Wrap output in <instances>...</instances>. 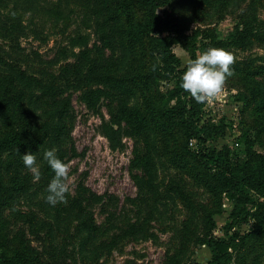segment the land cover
<instances>
[{
    "label": "rangeland",
    "instance_id": "obj_1",
    "mask_svg": "<svg viewBox=\"0 0 264 264\" xmlns=\"http://www.w3.org/2000/svg\"><path fill=\"white\" fill-rule=\"evenodd\" d=\"M106 3L109 8L116 5L115 0ZM88 4L7 0L0 5V136L27 128L51 133L65 96L62 119L70 135L67 203L46 202L52 178L44 170L43 154L55 148L53 136L32 152L40 166L38 181L22 156L2 155V183L8 186L18 180L25 189L18 195L3 194L0 239L9 248L36 254L40 264L205 262L209 250L202 242L210 218L215 221L212 233L224 236L222 226L229 220L232 201L212 170L188 152L196 151L198 142L189 144L184 137L177 110L164 111L175 102L166 93L174 83L160 67V54L151 42L154 33L112 51L102 46L93 2ZM136 10L140 17L141 8ZM157 11L178 15L187 32L196 33L201 46L196 53L219 47L235 57L224 102L202 103L195 116L198 127L223 126L206 144L215 150L227 146L232 164L247 159L246 140L255 153L264 155L261 115L250 101L251 78L264 85V0H168ZM124 27L121 17L117 29L122 32ZM238 30L252 33L243 43L227 42V36ZM78 36H86L87 44L73 45ZM72 49L78 56L70 55ZM172 49L181 68L195 58L179 44ZM90 64L96 72L115 74L131 88L129 107L161 108L149 115L157 123L149 124L145 133L124 135L122 145L113 149L97 130L111 110H118L111 94L101 97L93 109L83 98L85 87L70 85L55 97L45 91L51 84L63 86L65 77L73 80L76 68L87 69ZM26 77L39 83H29ZM145 151L154 166L150 187L145 185L140 161ZM253 198L255 203L264 202V195ZM255 222L249 216L234 228L238 238L226 264H264V228L257 232Z\"/></svg>",
    "mask_w": 264,
    "mask_h": 264
},
{
    "label": "trees",
    "instance_id": "obj_2",
    "mask_svg": "<svg viewBox=\"0 0 264 264\" xmlns=\"http://www.w3.org/2000/svg\"><path fill=\"white\" fill-rule=\"evenodd\" d=\"M7 0H0V5ZM84 1L90 7L89 2H93L96 19V30L99 35L102 46L114 51L125 44H132L135 41L141 42L145 35H151V42L158 49L160 54V67L163 69L165 77L171 79L174 85L168 88L166 93L168 99H175L172 106H166L164 111H176L181 117L182 132L186 140L194 138L198 142L196 151H189L197 161L208 170H212L220 182L221 188L225 191L227 197L232 201V209L229 214V220L222 226L224 236H215L212 229L215 227L214 219L210 218V224L204 234V241L210 251V257L205 262L193 261L188 264H226L229 255L237 242L238 233L234 230L240 226L249 216L255 218V229L257 232L264 228V202L256 201L255 195H264V155L257 154L246 140V153L248 157L239 163L232 164L229 158V148L215 150L207 140L211 133L216 129H222L223 126L210 124L206 127H198L195 122V116L200 111L201 104L194 100L189 93H186L181 87V77L185 68H181L180 59L172 49L173 44H179L189 53L191 58L196 55V50L201 46L198 44L196 33L187 32L180 17L174 13H159L158 7L168 3V0H115L116 5L112 8L107 6L106 0H80ZM141 8L142 13L137 15V8ZM123 17L125 27L122 32L117 29L120 18ZM140 18V19H139ZM251 30L242 32L238 30L227 36L229 43H243L246 37L250 35ZM86 36L73 38V45H86ZM78 52L71 50L70 55L78 56ZM29 83H39L35 77H26ZM63 86L54 87L49 85L45 91L55 97L64 94L67 87H85L83 98L86 104L95 108L98 100L111 94L117 100L118 110H111L109 118H103L97 125L98 132L103 135L111 148H119L123 143L124 135H138L146 132L149 124L157 123L150 113L161 111V108H149L147 105L145 111L138 107H129L127 105L131 88L110 72H96L93 64L87 69L76 68L73 80L65 77ZM253 88L251 90L250 101L254 103L255 111L261 115V128L264 130V85L255 78H251ZM133 90V89H132ZM68 96L62 103V114L59 121L53 126L51 133L43 131L38 133L32 128L19 130H10L0 136V159L4 153L13 156H22L26 152H34L48 136H53L57 156L64 162L67 160L69 131L66 128L62 115L66 111ZM151 117V118H150ZM151 119V120H150ZM73 154V147H70ZM141 166L144 174L146 186H152V174L154 170L153 159L149 152L141 154ZM44 170L48 176L53 178L54 172L46 163ZM25 188L22 182L14 180L10 185H4L0 177V203L3 194L9 192L12 195L20 194ZM182 193V192H181ZM184 194V193H183ZM251 204V206H249ZM79 208H83L80 202ZM253 207V209H252ZM0 264H40L38 256L32 252L21 250L17 247L9 248L0 239ZM63 264H70L64 262Z\"/></svg>",
    "mask_w": 264,
    "mask_h": 264
},
{
    "label": "clouds",
    "instance_id": "obj_3",
    "mask_svg": "<svg viewBox=\"0 0 264 264\" xmlns=\"http://www.w3.org/2000/svg\"><path fill=\"white\" fill-rule=\"evenodd\" d=\"M234 64L233 53L224 48L209 47L203 52L198 51L194 59L186 61L181 87L198 103H223L227 81L234 75ZM43 159L54 172L47 187L46 202L53 206L57 203H67L66 196L70 190L69 165L57 156L55 148L45 150ZM22 160L34 180L38 181L41 171L36 155L30 151L26 152L22 155Z\"/></svg>",
    "mask_w": 264,
    "mask_h": 264
},
{
    "label": "built area",
    "instance_id": "obj_4",
    "mask_svg": "<svg viewBox=\"0 0 264 264\" xmlns=\"http://www.w3.org/2000/svg\"><path fill=\"white\" fill-rule=\"evenodd\" d=\"M194 140H195L194 138L190 139L189 144H192L194 142Z\"/></svg>",
    "mask_w": 264,
    "mask_h": 264
},
{
    "label": "crops",
    "instance_id": "obj_5",
    "mask_svg": "<svg viewBox=\"0 0 264 264\" xmlns=\"http://www.w3.org/2000/svg\"><path fill=\"white\" fill-rule=\"evenodd\" d=\"M209 250V249H208ZM208 255V256H207ZM206 257L209 258L210 257V251H208V254H206Z\"/></svg>",
    "mask_w": 264,
    "mask_h": 264
}]
</instances>
